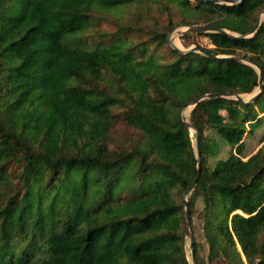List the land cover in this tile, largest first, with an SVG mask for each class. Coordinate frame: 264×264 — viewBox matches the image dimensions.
<instances>
[{"label": "trees", "instance_id": "16d2710c", "mask_svg": "<svg viewBox=\"0 0 264 264\" xmlns=\"http://www.w3.org/2000/svg\"><path fill=\"white\" fill-rule=\"evenodd\" d=\"M262 10L264 0H0V264H192L183 193L198 160L180 111L207 93L252 94L259 73L180 53L168 34L201 24L245 35ZM181 40L264 75V21L251 38ZM189 121L201 150L192 231L198 221L207 264H264V146L244 160L264 90L250 104L204 99ZM212 133L230 152L211 164Z\"/></svg>", "mask_w": 264, "mask_h": 264}, {"label": "water", "instance_id": "95a60500", "mask_svg": "<svg viewBox=\"0 0 264 264\" xmlns=\"http://www.w3.org/2000/svg\"><path fill=\"white\" fill-rule=\"evenodd\" d=\"M206 2H213V3H219V4H230V5H234V4H241L244 0H204ZM264 21V10H262L259 13L258 16V21L256 22L255 26L253 27V29L248 32L245 35H240V34H236V33H232L229 30H226L224 28H220V27H211V26H207V25H191V26H177L174 30L170 31L168 34V43L169 45L174 48L175 50L179 51L180 53H191V52H201L205 55L210 56L213 59H221V60H237V61H242L246 64L251 65L252 67H254L258 73H259V86L256 90L253 91V94L250 98L246 99L245 98V94H220V93H207L203 96H201L200 98H198L197 100H195L194 102H192L190 105L186 106L189 107L191 109V111L196 107V105L207 98L210 97H225V98H233L237 101L243 102L245 104H250L255 102L259 96L261 95V93L264 90V75H263V70L262 68L255 62L249 60V59H244L242 57L239 56H232V55H215L213 53H209L207 51L204 50H200L197 46H192L190 48H185V47H178L173 40V34L177 33L178 36L179 35H186V34H200V33H211V32H221V33H225L228 34L229 36L233 37V38H239V39H246V38H251L254 36V34L258 31L259 27L261 26L262 22ZM182 28V30L180 29ZM183 110L182 109L180 111V119H182L184 121V123L186 124L188 131L190 132V134L193 136H195V150H196V158L198 160V173H197V177L195 179V181L193 182V184L187 189L185 190V192L183 193V201L185 204V231H186V236L190 241V247H191V254H192V264H197V259L195 257V240H194V234L192 231V222H191V213H190V204H189V196L191 194V192L194 190L195 185L197 183V181L199 180L200 176H201V150H200V143H199V132L198 130L191 125L190 121L188 119H185L183 116Z\"/></svg>", "mask_w": 264, "mask_h": 264}, {"label": "rangeland", "instance_id": "374dc122", "mask_svg": "<svg viewBox=\"0 0 264 264\" xmlns=\"http://www.w3.org/2000/svg\"><path fill=\"white\" fill-rule=\"evenodd\" d=\"M194 1V0H192ZM182 30V28H180ZM181 36L182 35H179L177 33H174V40L177 41V46L178 47H184L183 43H182V40H181ZM175 41V43H176ZM198 42L199 44L201 45H208V39L205 38V37H201V38H198ZM192 46H197L196 44H192L190 47ZM253 94V93H252ZM252 94H245V98L248 99L252 96ZM183 116L185 113H187L188 116H186L187 118L185 119H188L189 120V117H190V114H191V109L189 107H184L183 108ZM222 114L226 117V119L228 121H230L231 119L228 117V114L226 111H222ZM262 116V115H261ZM211 136L213 138H216L218 140V143L220 145V149H219V153L217 155V157L213 158V160H210L211 164L212 162L214 163L217 159H222V158H226L228 155H229V152H230V147L226 144V143H223V140L217 136L215 133H212ZM264 137V126L260 127L259 129L256 130V132L253 134V136H248L247 139H246V150H245V155L247 156V158H245L244 160H247L250 156L256 154V152L264 146V142H262V138ZM193 139H194V145H195V136L193 134ZM191 195V194H190ZM197 207H201V204L199 201H197ZM197 214V213H196ZM196 232H194V238H196V240L198 241L199 243V264H207L206 260H205V253H204V243L202 241V237L200 235L201 233V230H200V227H199V222L196 221ZM188 239V238H187ZM186 251H187V255H188V258L190 260V262L192 263V254H191V247H190V241L189 239L187 240V244H186Z\"/></svg>", "mask_w": 264, "mask_h": 264}, {"label": "bare ground", "instance_id": "6f19581e", "mask_svg": "<svg viewBox=\"0 0 264 264\" xmlns=\"http://www.w3.org/2000/svg\"><path fill=\"white\" fill-rule=\"evenodd\" d=\"M173 40H174V34H173ZM175 41H176V40H174V43H175ZM175 44H176V45L178 44L177 41H176ZM186 116H188L187 113L184 114V117H185V118H187Z\"/></svg>", "mask_w": 264, "mask_h": 264}]
</instances>
